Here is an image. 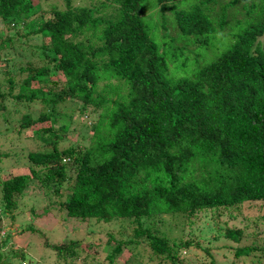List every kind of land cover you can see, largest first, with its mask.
<instances>
[{"label": "trees", "instance_id": "trees-1", "mask_svg": "<svg viewBox=\"0 0 264 264\" xmlns=\"http://www.w3.org/2000/svg\"><path fill=\"white\" fill-rule=\"evenodd\" d=\"M63 1L0 0V117L17 114L10 104L48 109L13 118L12 132L40 149L28 154L29 176L0 180V219L24 214L35 178L47 202L57 198L47 208L131 227L100 264L123 248L125 264H143L145 253L152 264H181L206 233L233 245L264 235V218L221 222L264 205V0ZM74 104L81 122L92 119L83 123L91 140L61 148L72 124L61 113ZM174 220L188 238L162 229ZM185 221L211 225L196 234ZM79 246L54 248L67 261ZM252 251L262 258L249 260ZM15 253H0V264L27 259ZM207 253L209 264H228ZM235 257L264 264V249L238 246Z\"/></svg>", "mask_w": 264, "mask_h": 264}, {"label": "rangeland", "instance_id": "rangeland-1", "mask_svg": "<svg viewBox=\"0 0 264 264\" xmlns=\"http://www.w3.org/2000/svg\"><path fill=\"white\" fill-rule=\"evenodd\" d=\"M61 7H65V1L56 0ZM81 0H76L78 4ZM46 17L48 15L46 14ZM1 28V27H0ZM3 58V57H2ZM0 64L4 66V62ZM4 70L0 67V80L4 79ZM79 104L68 105L64 107L62 117L68 119L71 116L72 124L69 132L66 134V140L60 144L61 148L81 147L86 148L91 140V131L83 123L91 124L92 119L83 118V122L79 116ZM8 110V109H7ZM9 110L15 112L12 118L9 116ZM9 110L6 114L9 116L5 121L0 117V180L15 176H29L31 173L32 163L28 158V154L33 150H39L37 143L25 138H18L12 132L13 118L16 121L23 113H31L38 116L41 111H47V107H41L39 104H33L16 110L13 104L9 105ZM12 113V112H11ZM13 115V113H12ZM80 119V120H79ZM16 123V122H15ZM79 146V147H80ZM40 175L43 173L40 171ZM25 200H21L20 206L25 208L23 215L17 220L0 219V253L3 257L15 255L24 252L27 259L21 264H100L107 263V256L114 252L118 247V242L127 241L130 238L131 227L127 222L122 220L112 221L111 223H96L95 221H82L79 219H71L64 212L58 210V206L49 207V202L57 201V198L46 196L38 179L32 178L27 189L24 192ZM55 205V203H54ZM21 209V208H20ZM249 220L264 218V205L262 203H252L245 205L237 212L236 219H230L226 214L221 219V222L226 223L229 228H237L243 225V217ZM181 220H174L172 224L166 223L162 228L167 230L169 237L172 240H179L181 237L188 238V234L184 233ZM206 225H211L209 222H203ZM260 225L264 227V220L260 221ZM31 229H28V227ZM205 226H190L186 221L184 227L190 231V227L196 234ZM213 226V225H212ZM202 228V229H201ZM201 229V230H200ZM202 234V233H201ZM205 234V233H203ZM216 236L215 233H206L205 240H196L200 246L189 251H182L181 264H209L212 260L207 253L215 254V259L219 262H227L228 264L236 262V264H247L242 259H236L235 249L238 246L248 245L251 247L259 246L264 249V235L260 238H245L244 242L239 244L230 243V241L210 242ZM197 238V237H193ZM70 242H78V256L68 257L67 261L60 259L59 252L55 246L69 244ZM231 245L228 247L227 245ZM129 249L123 248V252L115 258L114 264H125V260L129 257ZM131 254V253H130ZM5 257V258H6ZM251 258H262L260 251H252L249 256ZM143 264H152L148 261L147 253H145ZM19 264V263H18ZM135 264V263H134ZM161 264H171L165 262Z\"/></svg>", "mask_w": 264, "mask_h": 264}]
</instances>
